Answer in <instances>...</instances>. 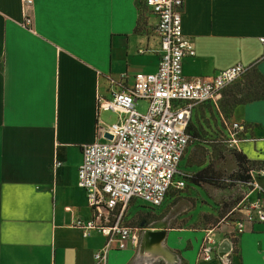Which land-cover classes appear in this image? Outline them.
I'll list each match as a JSON object with an SVG mask.
<instances>
[{"label":"crops","instance_id":"obj_1","mask_svg":"<svg viewBox=\"0 0 264 264\" xmlns=\"http://www.w3.org/2000/svg\"><path fill=\"white\" fill-rule=\"evenodd\" d=\"M156 21L143 0H33L26 9L0 0V264H100L93 254L105 236L73 226L91 217L77 186L81 147L118 118L98 107V96L111 95L108 77L126 74L128 87L136 73L156 71ZM182 28L195 49L182 60L184 77L212 78L237 63L264 76V0H184ZM230 118L255 128L238 150L264 168V98ZM135 202L125 222L137 240L110 250L105 264H219L199 256L212 230ZM231 225L212 236L217 254ZM234 248L232 264H264V231L245 224Z\"/></svg>","mask_w":264,"mask_h":264},{"label":"built area","instance_id":"obj_2","mask_svg":"<svg viewBox=\"0 0 264 264\" xmlns=\"http://www.w3.org/2000/svg\"><path fill=\"white\" fill-rule=\"evenodd\" d=\"M20 2L23 9L33 5V0ZM143 4L157 20L158 67L155 72L136 73L128 87L122 83L126 74L117 79L108 77L113 89L108 99L97 97L98 107L116 113L118 118L99 128L95 140L82 145L77 169V186L85 192L91 217L78 218L73 226L83 237L93 232L105 236L103 245L93 254L100 264H105L110 250H122L129 240H137L125 222L131 201L156 208L164 203L171 189L186 186L188 174L181 168V161L189 144L187 124L195 107L208 102L217 105L222 91L252 68L237 63L212 78L184 77L182 60L195 55L194 46L182 28L184 0H143ZM24 24H31L26 14ZM138 100L146 103L144 112L137 109ZM254 129L241 121L224 120L221 141L229 150H238L240 143L255 139ZM105 133L111 138L105 137ZM59 165L56 160L54 166ZM263 176V167L250 174L247 192L236 207L242 216L230 221L226 236L228 251L217 254L216 242L207 234L199 250L204 261L217 258L219 264H232L235 252L232 241L245 230V224L264 231V189L259 183ZM253 192L255 197L251 198Z\"/></svg>","mask_w":264,"mask_h":264},{"label":"rangeland","instance_id":"obj_3","mask_svg":"<svg viewBox=\"0 0 264 264\" xmlns=\"http://www.w3.org/2000/svg\"><path fill=\"white\" fill-rule=\"evenodd\" d=\"M232 87L233 85L222 91L217 106L208 102L196 107L192 124L198 129L201 138L199 141L190 142L181 164V168L191 175L199 170V162L203 159V164L212 165L220 178L219 183L213 186H196L187 181L183 189H171L164 203L156 211L160 214L159 217L171 215L172 224L182 222L193 229L204 227L212 230L210 235L213 237L224 232L226 225L240 215L236 207L247 192V186L236 180L238 167L233 152L221 142L223 121L231 119V114H227L223 108V94ZM137 109L144 112L146 103L139 101ZM107 116L110 121H114L112 113L107 112ZM250 197L254 198L255 193H251ZM132 205L145 208L141 201Z\"/></svg>","mask_w":264,"mask_h":264},{"label":"trees","instance_id":"obj_4","mask_svg":"<svg viewBox=\"0 0 264 264\" xmlns=\"http://www.w3.org/2000/svg\"><path fill=\"white\" fill-rule=\"evenodd\" d=\"M251 69H252L251 72L250 70H249L250 73L248 72L249 74L248 73L244 74V76L246 75L245 77L241 76V78H239L237 81H235L232 84L233 87L223 94V100H222L223 108L227 114L230 115L234 107L237 105L245 104L256 100H261L264 98V76L261 75L257 70H254V68ZM247 74L249 75V77L247 76ZM232 85H230L229 87H231ZM195 109L192 112L191 118L186 128V131L189 135V144L192 141H199L201 138L198 129L192 124V119L194 117ZM222 135H223V131H222ZM222 135H221V139H222ZM231 152H233V156L238 167V171L236 173V177H237L236 180L246 185L250 181L251 172L253 170L261 168L262 166L260 163L248 159L246 155L239 150H233ZM201 161H203V159H201ZM201 161L199 162V165H201L199 170L191 175L188 174V176L185 178L186 183L187 181L188 182L190 181L192 184L196 186H203V185L213 186L219 183L220 178L216 175V172L213 169L212 165L211 164L205 165ZM183 170L186 172L185 169ZM232 242L234 244L236 240H233Z\"/></svg>","mask_w":264,"mask_h":264},{"label":"water","instance_id":"obj_5","mask_svg":"<svg viewBox=\"0 0 264 264\" xmlns=\"http://www.w3.org/2000/svg\"><path fill=\"white\" fill-rule=\"evenodd\" d=\"M104 136L107 137V138H111V135L108 134V133H105ZM229 246H230V244H229V242L227 240L222 242V244L220 246L219 255H222L224 252L228 251Z\"/></svg>","mask_w":264,"mask_h":264}]
</instances>
